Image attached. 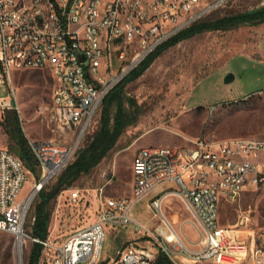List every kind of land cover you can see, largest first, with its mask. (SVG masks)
Instances as JSON below:
<instances>
[{
    "label": "built area",
    "instance_id": "1",
    "mask_svg": "<svg viewBox=\"0 0 264 264\" xmlns=\"http://www.w3.org/2000/svg\"><path fill=\"white\" fill-rule=\"evenodd\" d=\"M227 1L0 0V86L13 71L49 69L56 130L65 137L29 141L37 179L17 154L0 149V231L23 249L28 242L41 244L48 264H155L160 252L173 264H264V229L253 227L251 209L239 207L232 225L220 222L223 202L239 203L247 188L264 191V139L198 138L183 146L141 147L133 159L131 195L99 189L93 223L62 242L51 235L34 238L26 229L34 198L72 162L103 100L161 45ZM116 39L122 40L118 47ZM117 50L121 66L115 70ZM12 93H0V120L6 111H18ZM30 176L33 189L21 197ZM154 192L155 208L170 195L183 200L197 222L200 249L172 239L164 215L160 232L135 218L137 205ZM80 199V190L73 191L71 200ZM129 226L145 241L103 258L107 229Z\"/></svg>",
    "mask_w": 264,
    "mask_h": 264
},
{
    "label": "rangeland",
    "instance_id": "2",
    "mask_svg": "<svg viewBox=\"0 0 264 264\" xmlns=\"http://www.w3.org/2000/svg\"><path fill=\"white\" fill-rule=\"evenodd\" d=\"M261 6H264V0H228L206 18L214 19ZM121 43V39H116L114 46ZM119 53L120 50L113 52L115 70L121 66ZM150 56L146 66L138 68L141 63L115 88L121 94L120 99L108 102L110 96H107L103 100L69 166L100 130L103 119L112 133L116 131L118 121L123 124L111 150L90 172L76 175L69 187L64 176L69 166L45 187V192H58L51 200L49 235L53 240L62 242L76 229L96 220L99 189L105 188L108 195H131L133 159L141 147L183 146L198 138L211 141L264 139V23L205 31ZM229 74L234 79L226 83ZM53 90L49 69L13 71L10 81L5 77V85L0 86L1 94L15 91L21 127L29 141L65 138L56 130ZM2 148L14 152L1 127ZM30 172L37 179L39 167ZM33 182L30 176L21 197L31 193ZM77 190H80L81 199L73 202L71 195ZM157 195L154 192L138 204L135 218L151 231L160 232L166 229L162 222L164 215L189 249H200L197 222L183 200L170 195L159 209L152 205ZM39 200L40 193L34 198L27 219L26 229L30 234ZM239 207L251 209L253 227L264 229V191L247 188L239 203L223 202L220 210L223 226L235 223ZM144 241L134 226L122 227L113 233L107 231L103 258H115L118 250ZM18 245L13 235L0 231V264H20ZM32 245L33 242H28L24 248L23 264H27ZM39 264H48L43 253Z\"/></svg>",
    "mask_w": 264,
    "mask_h": 264
},
{
    "label": "trees",
    "instance_id": "3",
    "mask_svg": "<svg viewBox=\"0 0 264 264\" xmlns=\"http://www.w3.org/2000/svg\"><path fill=\"white\" fill-rule=\"evenodd\" d=\"M264 23V6L254 8L249 11H244L236 14L224 15L214 19L203 18L194 23L190 27L182 30L169 41L161 45L155 52L163 49L166 46L174 45L183 39L195 36L196 34L213 31V30H227L234 29L244 25L257 26ZM151 56L142 62L141 66H146ZM137 68V69H138ZM136 69V70H137ZM128 77H126L127 79ZM121 84V83H120ZM120 92L115 89L108 95L110 96L108 102L120 99ZM107 110V109H106ZM107 112H105L106 115ZM102 120L100 130L96 133L94 138L88 145L82 149L76 160L68 167L65 173V180L69 182L66 184L69 187L76 175L90 172L99 162L106 156V154L114 146L118 132L121 130L123 124L118 121V126L114 133L107 128L106 123ZM0 126L8 135L10 147L23 160L26 167L30 170H38L37 159L31 149L28 138L23 132L21 121L17 110H8L5 112ZM121 126V127H120ZM40 192V200L35 205V220L33 223V230L31 235L34 238L46 239L49 235V225L51 221V200L56 198L58 192L53 194L44 191ZM43 247L39 243H33L27 264H39ZM155 264H173V262L163 253H159Z\"/></svg>",
    "mask_w": 264,
    "mask_h": 264
},
{
    "label": "bare ground",
    "instance_id": "4",
    "mask_svg": "<svg viewBox=\"0 0 264 264\" xmlns=\"http://www.w3.org/2000/svg\"><path fill=\"white\" fill-rule=\"evenodd\" d=\"M158 208L160 209L161 207L159 206ZM168 225H169V227L172 230L171 231V234H170L171 237H172V239H177L178 241H181L182 242L179 234H177V232L173 229V227L171 226V224H168ZM18 252H19V257H20V264H23V253H24V249H23V247H21L20 244L18 245Z\"/></svg>",
    "mask_w": 264,
    "mask_h": 264
},
{
    "label": "water",
    "instance_id": "5",
    "mask_svg": "<svg viewBox=\"0 0 264 264\" xmlns=\"http://www.w3.org/2000/svg\"><path fill=\"white\" fill-rule=\"evenodd\" d=\"M81 60L83 61L84 58H82ZM233 79H234V76L232 74H229V75H227L225 81H226V83H230L231 81H233Z\"/></svg>",
    "mask_w": 264,
    "mask_h": 264
},
{
    "label": "crops",
    "instance_id": "6",
    "mask_svg": "<svg viewBox=\"0 0 264 264\" xmlns=\"http://www.w3.org/2000/svg\"><path fill=\"white\" fill-rule=\"evenodd\" d=\"M132 191H133V185H132ZM138 206V205H137ZM137 208V207H136ZM136 210V209H135ZM107 231H109L110 233H113V232H116V231H119V230H114L112 228H108ZM194 251V250H193Z\"/></svg>",
    "mask_w": 264,
    "mask_h": 264
}]
</instances>
